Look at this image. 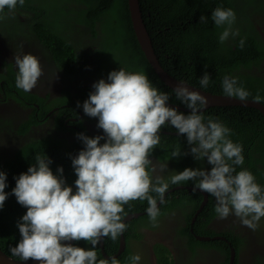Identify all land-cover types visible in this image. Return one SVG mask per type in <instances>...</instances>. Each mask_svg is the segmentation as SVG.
Segmentation results:
<instances>
[{
  "label": "clouds",
  "instance_id": "clouds-1",
  "mask_svg": "<svg viewBox=\"0 0 264 264\" xmlns=\"http://www.w3.org/2000/svg\"><path fill=\"white\" fill-rule=\"evenodd\" d=\"M18 3L23 6L25 0H0V13L5 8L14 12ZM211 15L215 25L224 28L219 36L221 43L239 35L238 30H232L236 20L232 9L217 7ZM205 19L200 17L201 22ZM244 43V39L239 41L241 49ZM14 63L18 69L15 86L30 92L43 74L39 58L32 53H16ZM209 80L205 72L201 87L207 88ZM236 84L234 78L225 76L224 93L245 100L248 93ZM93 89L82 108L85 115L98 118L97 127L104 135L77 134L85 147L72 157L76 191L66 185L62 166L57 169L59 175L53 172V161L47 154H37L35 163L16 178L12 194L27 211L18 222L21 239L9 247L12 256L39 264H120L116 257L98 260L95 249L102 239L116 240L126 230L121 214L130 201L146 200L152 226H158L157 199L151 193L163 202L169 183L155 174L157 164L150 156L160 144L165 125L175 128L180 136L186 135L190 146L188 151H172L171 158L191 154L196 161L206 160L212 165L211 170L189 167L174 171L169 178L171 184L191 181L193 192L199 190L216 199L215 212L220 219L234 215L243 226L257 229L264 217V189L247 169L236 171V166L244 163L242 146L229 138L231 130L221 122L211 117L204 122L200 112L208 101L200 91L183 82L174 87L176 99L191 109L185 115L169 106L170 96L153 87L142 72L121 67L111 71L106 80L95 82ZM167 162L159 164L161 173L168 168ZM6 181L7 173L0 171V209L9 195ZM81 240L91 247L63 243ZM140 260L137 253L130 257V264H139Z\"/></svg>",
  "mask_w": 264,
  "mask_h": 264
},
{
  "label": "trees",
  "instance_id": "trees-1",
  "mask_svg": "<svg viewBox=\"0 0 264 264\" xmlns=\"http://www.w3.org/2000/svg\"><path fill=\"white\" fill-rule=\"evenodd\" d=\"M139 1L155 53L166 71L200 88H202L200 80L207 72L210 75L209 84L207 88L202 89L220 94H225L222 81L228 76L237 81L236 87H242L248 93L247 98L259 99L264 103V0ZM217 7L232 9L236 14L232 30H238L239 35L230 37L224 43L219 40L224 28L216 26L211 15ZM20 13H26L30 16L29 19L20 20ZM0 16L3 17L0 19V25L3 26L4 22V34L29 36L31 31L34 32L41 43L49 49L55 62L69 74L82 72L92 64L96 65L95 70L99 76L103 73L109 75L111 71L119 70L121 67L128 72H142L148 76L153 87L170 96L167 102L169 106L175 107L171 105L173 103L187 108L176 99L174 89L158 76L141 48L133 28L128 0H25L23 6L17 4L14 12L5 8ZM201 16L206 18L204 22H201ZM77 24L89 27L90 32L86 34L88 39L93 40L94 36H98L96 49L87 52L81 49L84 41L81 44L77 41L79 36L73 34ZM241 39L245 41L243 49L239 47ZM89 45L93 47L91 41ZM4 78L5 84L11 87L14 76L7 74ZM19 91L25 95L35 96L44 103V100L36 95L21 89ZM92 91L94 89L88 87L78 91L76 96L84 102ZM67 102L77 105L71 94H68ZM177 109L185 115L191 112ZM78 112V109H73L66 117H77ZM200 114L204 117L205 123L211 117L231 130L229 138L242 146L244 156L243 165L236 166V171L247 169L264 189L262 112L254 107L231 105L211 106ZM64 120L65 118L61 120V125ZM166 129L176 130L166 125L161 129L160 144L153 151L156 156L174 161L182 171L198 164H205V161H196L191 154L182 155L178 159L171 158L172 151L176 149L188 151L190 146L187 144L186 135L166 134L163 132ZM83 148L84 144L80 139L69 143L64 138L48 136L40 140H31L21 147L14 158L0 161V171L7 173L5 192L9 194L4 207L0 209V246L8 255L12 256L9 247L16 246L21 239L18 222L27 211L12 194L16 178L35 163L37 154L42 156L47 154L53 161L50 165L53 172L59 175L57 169L60 166L65 167L66 173L63 172V177L66 185L74 186L77 176L72 165V157L75 151L79 153ZM167 181L169 188L175 185L171 184L170 179ZM181 183L193 184L191 181ZM178 192L169 193L172 197L169 195L165 197L159 214L180 203L176 198ZM151 195L158 200L155 193ZM147 208L146 200L130 201L124 205L122 219L128 213L142 212ZM214 213L215 211H212V215ZM144 219H150L148 214L125 223L126 228H130L125 234L126 239L141 236L137 228L140 223H144ZM185 232L190 236L191 249H194V244L205 246L213 243L196 240L188 230ZM202 233L205 234L204 231ZM234 241L236 244L240 243V238L237 237ZM104 244L107 254H115L119 249V237L116 240L106 237ZM73 245L86 249L91 247L83 240L74 241ZM95 250L98 260L106 259L101 252L100 244ZM229 254L228 251V258ZM124 257L127 260L132 257L129 250L117 257L120 264H125Z\"/></svg>",
  "mask_w": 264,
  "mask_h": 264
},
{
  "label": "flooded vegetation",
  "instance_id": "flooded-vegetation-1",
  "mask_svg": "<svg viewBox=\"0 0 264 264\" xmlns=\"http://www.w3.org/2000/svg\"><path fill=\"white\" fill-rule=\"evenodd\" d=\"M74 30L79 36L78 42L82 44L84 41V45H89V41L93 43V47H82L84 52L97 48L98 38L96 37L98 36H94L95 38L90 40L86 35L90 32L89 27L77 24ZM16 53H32L39 58L43 74L36 87L27 93L38 96L44 100V103L35 96L25 95L19 91L15 86V79L12 80L11 87L5 84V75H12L16 78L18 72L14 63ZM95 66L92 64L82 72L69 74L55 62L49 49L41 43L34 32L31 31L29 36L13 33H10L9 36L0 29V161L4 162L14 158L21 147L31 140L53 136L64 138L72 143L78 139V133L93 137L104 135L103 130L97 127L98 118L85 115L82 108L83 102L76 96L78 91L88 87L93 88V84L98 80L107 79L108 74L103 73L99 76ZM68 94L72 95L75 102L77 101V105L67 102ZM73 109H78L79 115L66 117L72 113ZM63 118L65 120L61 125L60 122ZM166 127L171 126L166 125ZM163 132L178 134L176 130L166 129ZM78 154L75 151L74 156ZM150 159L157 164L155 174L163 176L165 180L169 179L174 171H182L174 161L160 159L154 153L151 154ZM166 162L168 168L161 173L159 164ZM204 163L192 168L211 170L212 165L207 164L206 160ZM63 169L66 173L65 167ZM149 170L151 173V166H149ZM73 185V192H75V183ZM178 186L180 187L177 188ZM189 187L193 188L194 184L180 183L168 188L158 209L165 202V197L175 191H179L176 198L180 203L158 215L157 227L152 226L150 219H144V223H140L137 228L141 236L126 239L127 246L123 253L127 250L132 256L139 253L141 255L139 264H264V223L262 220L260 219L257 229L253 231L243 226L234 215L220 219L216 212L212 215V211H215L213 208L216 207V199L199 190L193 194V189ZM169 196L172 197V195ZM158 201H160L159 197ZM146 211L147 209L143 210V214L139 217L147 215ZM129 229L126 228L124 235ZM187 230L196 240H198L197 235L221 238L211 240L213 243L205 246L192 242L194 249H191L190 236L185 232ZM203 231L205 234L202 233ZM148 234L152 237L150 243L146 241ZM120 237L121 235L119 236V246ZM237 237L240 238V243L236 244L234 239ZM232 249L235 251L233 260H231ZM106 255L111 258L114 254L106 253ZM124 259L125 264H130V258L127 260L124 257Z\"/></svg>",
  "mask_w": 264,
  "mask_h": 264
},
{
  "label": "water",
  "instance_id": "water-1",
  "mask_svg": "<svg viewBox=\"0 0 264 264\" xmlns=\"http://www.w3.org/2000/svg\"><path fill=\"white\" fill-rule=\"evenodd\" d=\"M129 10H130V16L133 24V28L136 34V37L139 41V44L143 51L145 52L146 57L148 58L150 64L158 74V76L165 82L166 85L174 89L177 85H179L180 82H183L184 84L188 85L192 90L200 91L206 98H207V105L202 108L201 111L206 110L207 108L211 106H231V105H241V106H249L254 107L260 112H262L264 116V103L260 101L259 99H252V98H246L245 100H240L238 97H229L226 94H220V93H213L211 91L204 90L198 86H195L193 84L188 83L187 81L181 80L176 78L175 76L171 75L168 71L164 69L162 64L159 61V58L157 54L155 53L153 43L151 40V37L149 35V32L146 28V25L143 20L142 11L140 8V1L139 0H128ZM173 106L180 108L182 110H189L182 106L173 104ZM178 186L177 188H179ZM191 188V187H189ZM161 201L157 202V206L160 205ZM147 213V211H146ZM142 212H131L128 213L126 216L123 217L122 221L124 223L131 221L132 219L138 218L140 215H142ZM219 239L221 237H211V236H202L197 235V239L201 241H210ZM74 241H65L63 243H70L73 244ZM100 247L102 250L103 256L105 258H109L110 256L106 255L104 251V241L101 240ZM126 248V240L124 236V232L121 234L120 237V248L116 254H114L112 257H118ZM235 251L232 249V255L231 260L234 259ZM0 264H39L38 261H20V259L15 258L13 256L8 255L0 246Z\"/></svg>",
  "mask_w": 264,
  "mask_h": 264
},
{
  "label": "rangeland",
  "instance_id": "rangeland-1",
  "mask_svg": "<svg viewBox=\"0 0 264 264\" xmlns=\"http://www.w3.org/2000/svg\"><path fill=\"white\" fill-rule=\"evenodd\" d=\"M29 17L30 16L27 15L26 13H20V20H22V21H25L26 19H29ZM3 26H4V22H3ZM3 26L0 25V29L1 30H4L5 27H3ZM73 34L76 35V37L78 36V34L76 33V31H74ZM89 43H90V41H89ZM91 43H92V41H91ZM92 45H93V43H92ZM88 46H90V45H87V44L86 45H83V47H88ZM261 220L264 223L263 217L261 218ZM146 241H148L149 243L152 241V237L149 234L146 235ZM149 248H150V246H149Z\"/></svg>",
  "mask_w": 264,
  "mask_h": 264
},
{
  "label": "bare ground",
  "instance_id": "bare-ground-1",
  "mask_svg": "<svg viewBox=\"0 0 264 264\" xmlns=\"http://www.w3.org/2000/svg\"><path fill=\"white\" fill-rule=\"evenodd\" d=\"M126 234V233H125ZM125 236V235H124ZM125 240H126V237H125ZM103 241H104V239H103ZM126 243H127V240H126ZM127 246V245H126ZM119 248H120V246H119ZM126 249V248H125ZM119 250V249H118ZM123 253V252H122Z\"/></svg>",
  "mask_w": 264,
  "mask_h": 264
}]
</instances>
